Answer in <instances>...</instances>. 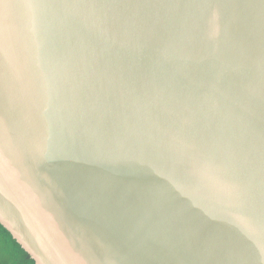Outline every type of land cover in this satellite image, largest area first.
<instances>
[{"label":"water","instance_id":"water-1","mask_svg":"<svg viewBox=\"0 0 264 264\" xmlns=\"http://www.w3.org/2000/svg\"><path fill=\"white\" fill-rule=\"evenodd\" d=\"M0 223L36 264H264V0H0Z\"/></svg>","mask_w":264,"mask_h":264},{"label":"trees","instance_id":"trees-1","mask_svg":"<svg viewBox=\"0 0 264 264\" xmlns=\"http://www.w3.org/2000/svg\"><path fill=\"white\" fill-rule=\"evenodd\" d=\"M0 264H36L31 255L0 223Z\"/></svg>","mask_w":264,"mask_h":264}]
</instances>
